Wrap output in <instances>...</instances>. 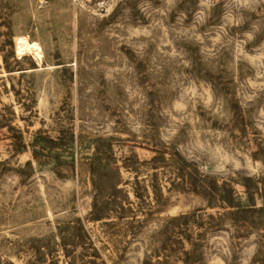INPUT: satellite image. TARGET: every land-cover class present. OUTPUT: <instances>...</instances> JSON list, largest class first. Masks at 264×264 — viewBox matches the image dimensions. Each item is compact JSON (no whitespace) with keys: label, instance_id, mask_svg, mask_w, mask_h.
<instances>
[{"label":"rangeland","instance_id":"obj_1","mask_svg":"<svg viewBox=\"0 0 264 264\" xmlns=\"http://www.w3.org/2000/svg\"><path fill=\"white\" fill-rule=\"evenodd\" d=\"M150 139L238 195L264 173V0H0V264H264V216L143 164ZM96 146L124 209L91 219Z\"/></svg>","mask_w":264,"mask_h":264},{"label":"trees","instance_id":"obj_2","mask_svg":"<svg viewBox=\"0 0 264 264\" xmlns=\"http://www.w3.org/2000/svg\"><path fill=\"white\" fill-rule=\"evenodd\" d=\"M39 138L42 137L36 134L33 137L32 143L39 142ZM41 140L46 141L44 137ZM53 142L51 141V143ZM150 142L154 144L152 149L155 150V155L147 160L141 161L143 164L152 168L169 167L173 169L181 185L188 186L187 188L200 194L210 205L219 203L221 207H229L230 209L226 214L233 221H244L254 225L264 216V173L257 177L248 175L240 176L235 181V183L243 187L242 194L238 195L225 182L217 184L213 178L200 174L197 166L192 161L185 159L178 151H164V149L156 147L154 140L150 139ZM94 150V153L87 157L89 159V169L92 176L91 184L95 189L90 204L91 211L88 215L91 219L98 218L106 213L108 204H113L114 210L124 209L123 205H121L120 198L115 195L117 192L120 193L122 189L117 187L116 183L110 184L108 179L110 172L114 171V169L100 156L101 152L98 150V146ZM135 163H140V161L135 159L134 163L129 164L123 161L122 166L126 169L137 170L138 168ZM135 194L137 197H140L141 192H135ZM187 218V214H180L172 217L170 224L172 226L183 227L188 223L186 221ZM207 218L212 219L213 217L208 215Z\"/></svg>","mask_w":264,"mask_h":264}]
</instances>
